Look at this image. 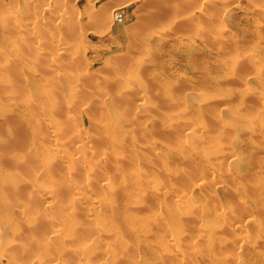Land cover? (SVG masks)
Wrapping results in <instances>:
<instances>
[{
    "label": "rangeland",
    "instance_id": "374dc122",
    "mask_svg": "<svg viewBox=\"0 0 264 264\" xmlns=\"http://www.w3.org/2000/svg\"><path fill=\"white\" fill-rule=\"evenodd\" d=\"M155 1L19 0L25 9L21 10L31 12L26 46L32 58L40 52L36 62L48 63L50 58L56 62L50 66L56 74L50 75L58 73V79L38 73L44 77V90H58V99L44 104L39 115L42 125L55 123L58 131L38 130L31 142L35 147L28 146L30 156L28 149L7 150L5 134L0 140L5 142L2 149L0 145L2 187L14 186L11 190L18 195L45 191L35 207L21 202L16 193L14 201L9 200L11 195L5 197L6 206H12L7 207L10 213L34 210L27 212L29 223L26 217L27 223L13 217L12 227L27 225L16 234L1 224L5 239H0V264H52L56 259L70 264H264V74L257 71L264 66V0H166L163 7ZM11 3L1 0L0 13ZM201 5L207 7L205 14L195 11ZM117 7L128 8L117 14ZM60 12L68 13L64 20ZM160 14L166 19L159 21ZM129 24L134 28L128 31ZM238 58L242 63L235 67ZM108 64L118 66V80L133 81L132 92L121 89L120 96L128 94L121 104L109 96L115 86L108 81L112 78L106 73ZM63 68L67 75L96 77L95 83L102 88L97 83L92 88L93 84L73 82L70 77L61 79ZM145 101L148 105L140 110L137 106ZM134 116L137 125L132 123ZM61 122L66 125L63 130ZM78 131L82 139L76 138ZM45 136L59 139L58 144H49ZM82 143L85 150L80 148ZM55 151L80 156L87 163L64 162L59 168L55 163L53 176L42 161L46 154L54 159ZM230 152L233 155L226 158ZM24 155L26 164L16 165ZM138 170L141 175L136 174ZM10 177L15 182L12 186ZM30 182L38 185L36 189ZM111 196L115 202L110 204H119L115 206L118 214L122 210L127 217L122 220V214L118 215L122 223L115 213L116 217L110 214ZM102 198L106 205L99 204ZM90 206L96 211L91 212ZM34 211L51 221L57 218L59 224L63 219L71 222L67 227L54 221L56 233L63 238L35 245L27 231L43 219L36 218ZM54 212L63 216L56 217ZM75 220L81 221L79 228ZM45 229L43 238L48 234ZM8 240L9 245L16 242L21 247L24 241L26 246L15 253L14 245L4 247ZM112 240L118 244L112 245ZM38 248L43 249L41 253Z\"/></svg>",
    "mask_w": 264,
    "mask_h": 264
},
{
    "label": "bare ground",
    "instance_id": "6f19581e",
    "mask_svg": "<svg viewBox=\"0 0 264 264\" xmlns=\"http://www.w3.org/2000/svg\"><path fill=\"white\" fill-rule=\"evenodd\" d=\"M1 1V0H0ZM11 2H14L13 4L11 3L10 4V7L9 8H7L6 10H4L3 12H2V14L0 13V140H3L2 139V137H3V134H5L6 135V137L4 136V138H7V140H5V144H7V146H6V149L7 150H11L12 149V151H14L13 149H16L17 150V148H22V149H28V146H33V147H35V145H31V142L33 141V138L35 137V135H36V132L39 130V131H41V129L43 130L42 132H44V133H46L45 131V129H47V130H49V131H55V132H57L58 131V125L56 126V124L55 123H53V124H51V122L50 123H44L43 125H42V121H44L43 119H41V115H39V113L41 112V109H42V107H44V104L45 105H47L48 106V104H50V103H52V102H54V101H56L57 99H58V90H52V89H50V90H44V86H43V83H42V80L44 79V77H42V78H40V75L38 74V73H42V76H45V77H49V76H51L50 75V73L51 74H54V73H52L51 71H53V69H51V67L50 66H52V64L54 65V64H56V62H55V60H51V58H50V61L47 63V62H45V63H38V62H36V60H37V57L39 58V56H41L40 55V52H37L36 53V57L35 58H32V56H31V52H30V48L28 49L27 48V46H26V42L29 40V37H30V34H29V26L31 25V24H33V21H31V22H29V21H27V19L29 18V17H31V12L29 13V10H28V13L26 12H23L21 9H24V8H22L23 6H21L20 7V5L18 4V2H19V0H10ZM35 1V0H34ZM142 1H144V2H147V1H151V0H142ZM156 2H157V4H158V6H160V7H163L165 4H166V0H156L155 1V4H156ZM209 2V1H208ZM211 2V1H210ZM36 3V2H35ZM33 4H34V2H33ZM27 5H28V3H27ZM29 6V5H28ZM118 8V7H117ZM128 7H124V8H121V10H120V8H118V13L117 14H119L120 12H122V10H125V9H127ZM197 9V10H196ZM196 9H195V11H198V13L200 14V13H202V14H205V11L207 10V7L205 6V5H201V6H197L196 7ZM25 10V9H24ZM117 10V9H116ZM67 12H60V14H59V18L60 19H62V20H64V16H66V15H68V13L66 14ZM66 14V15H65ZM116 17V16H115ZM118 18H119V15L117 16ZM117 18V19H118ZM159 21H163V20H165L166 18H164V15H162V14H160V16H158V18H157ZM122 20V19H121ZM122 22H124L123 20H122ZM134 28V26L132 25V24H129L128 25V27H127V29H128V31H129V29H133ZM32 36V35H31ZM18 38V39H17ZM59 42V41H58ZM61 42V41H60ZM63 42H61V44H62ZM56 44H58V43H56ZM56 44L54 43V45L56 46ZM60 44V43H59ZM63 46V45H62ZM62 46H61V48H62ZM39 47V46H38ZM39 48H41V47H39ZM59 47L57 46V49H58ZM63 50V49H62ZM61 51V50H60ZM65 51V48H64V50H63V52ZM32 59H34V61H32ZM47 60H49V59H47ZM47 60H45V61H47ZM109 63V62H108ZM241 60H239V58L237 59V60H235V63H233L234 65H236L235 67H238L239 65H241ZM109 65V64H108ZM238 65V66H237ZM110 66V69L108 70V72L106 71V73H107V75H109L110 76V74H111V77L112 78H110L108 81L109 82H115V83H112L111 82V84L112 85H114L115 87H116V89L117 90H114L115 89V87L113 88V90H112V88H110V86H106L107 88H109L110 90H112V91H114V92H112V94H110L109 93V96H111V98L112 99H114L115 101H117V103H123V100H125L126 99V97L128 96V94H126V96H120V94H121V92H122V90L123 91H125L126 93H130V92H132V89H133V86H132V82L133 81H131V80H128L127 78L124 80V81H122L120 78H119V80L117 79L118 78V66L117 65H112L111 66V64L109 65ZM234 67V68H235ZM63 70L65 71L64 73V75L62 74V75H60V77H61V79H67V77L69 78L70 77V79L73 81V82H81V81H83V82H85V83H89V84H93L92 86V88H95V84L97 83V86H98V88H102V86H100L99 87V84H98V82H96L95 83V80H96V77H94V78H92V77H90L89 75H77V74H73V75H67L66 73H67V71L68 70H66V69H64L63 68ZM258 74H264V66H260L259 68H258ZM106 73H104V74H106ZM44 74V75H43ZM56 74V73H55ZM54 74V75H55ZM105 76V75H103V76H105V77H107V78H109L108 76ZM39 76V77H38ZM51 77H54L53 75L51 76ZM54 78H57L58 79V73H57V76L56 77H54ZM112 79V80H111ZM103 80V79H102ZM46 81H47V79H46ZM97 81V80H96ZM100 81V80H99ZM49 82V81H48ZM95 83V84H94ZM102 83V82H101ZM102 85V84H101ZM108 85V84H107ZM119 87V88H118ZM130 88H131V91H130ZM121 90L120 92H119V95H117V94H115V92L116 91H118V90ZM75 91H77L78 89L76 88V89H74ZM134 90V89H133ZM75 91H74V93H75ZM106 92H108V91H106ZM105 93V92H104ZM106 94V93H105ZM108 94V93H107ZM106 94V95H107ZM131 94H133V93H131ZM36 95V96H35ZM80 95V94H79ZM82 95H85V94H83L82 93ZM115 95H117V96H115ZM128 98V97H127ZM137 100H138V98H137ZM148 104L146 103V101L145 102H140V104H139V106H137L140 110H144V108L147 106ZM41 114V113H40ZM38 116L40 117V118H38ZM138 116V115H137ZM133 119H136L135 118V116H134V118ZM138 119V118H137ZM137 119H136V121H134V122H132V123H136L135 125H137L139 122L137 121ZM129 120H131V119H129ZM131 121H133V120H131ZM55 124V125H54ZM129 124H131V122L129 123ZM132 125V124H131ZM41 126V128H39ZM144 126V125H143ZM113 128H115L114 127V124H113V126H112ZM170 127H172V126H170ZM170 127L167 129V131L168 132H171V130H170ZM60 128H61V130H63V129H65L66 128V125L63 123V122H61L60 123ZM116 129V128H115ZM103 130V129H102ZM38 131V132H39ZM48 131V132H49ZM115 131V130H114ZM31 132V133H30ZM41 132V136H43V134L44 133H42ZM79 133L78 134H76L77 136H76V138H78V139H82L83 138V133L81 132V131H78ZM173 132V131H172ZM121 133H123L122 131H121ZM39 134V133H38ZM38 134L36 135V136H38ZM46 137V136H45ZM45 137H44V139H45ZM48 137V136H47ZM46 137V139H48V140H46L47 142L49 141V144L51 143V144H58V142H59V139H57V138H52V139H50V137H48L47 138ZM38 139H40L39 137H37ZM42 138V137H41ZM102 138V142L105 140V138L104 137H102V135H100L99 136V139H101ZM103 138H104V140H103ZM32 139V140H31ZM35 139V138H34ZM119 140H120V138H118ZM107 141H108V139H106ZM37 141V140H36ZM115 141V140H114ZM122 141V140H121ZM34 142V141H33ZM43 142H44V140H43ZM106 142V141H105ZM216 142V141H215ZM219 142V141H218ZM3 142L1 143L0 142V145L1 144H4ZM45 143V142H44ZM123 143V142H122ZM39 144V143H38ZM81 145V146H80ZM79 146H80V148L82 149V150H85L86 149V145L84 144V143H82V144H80ZM223 145V144H222ZM4 146V145H3ZM195 146V145H194ZM198 146V145H197ZM202 146V145H201ZM198 147H200V146H198ZM224 147V146H223ZM201 148V147H200ZM217 148H218V146H217ZM1 149H2V145H1ZM1 149H0V151H1ZM3 149H5V148H3ZM30 149V148H29ZM29 149H28V155L27 156H30V155H32V153H30L29 152ZM77 149L79 150V148L77 147ZM79 150V151H82V150ZM196 149V148H195ZM16 150H15V152H16ZM19 150V149H18ZM32 150V149H31ZM226 150V148L224 149V151ZM33 151V150H32ZM14 152V153H15ZM17 152H19V151H17ZM223 152V151H222ZM41 153V152H40ZM48 153V152H47ZM224 153H226V152H224ZM36 154V156H37V153H35ZM222 154V153H221ZM44 155V154H43ZM43 155H41L42 157H43ZM47 155V154H46ZM46 155H44V159H46V160H43L42 162H43V165H44V167H48L49 168V170H50V172H51V170H53L54 168L57 170V167H55V165H58V168H59V166H60V164L61 163H64V162H69L70 163V165L72 164H77V163H85L86 161L84 160L83 161V158L82 157H80V156H70V157H68V156H62V155H59L58 153H56V151L52 154V156L54 157V159H50V158H46ZM81 155V154H80ZM233 154H231V152H230V154L228 153V156H226V158L227 157H231ZM0 156H1V154H0ZM20 156V155H19ZM27 156H21L20 157V159L19 160H16V165H19V166H24L25 164H26V161H27ZM221 158V157H220ZM232 159V158H231ZM216 160V159H215ZM40 161H41V159H40ZM15 162V161H14ZM56 163V164H55ZM87 163V162H86ZM55 164V165H54ZM215 164V163H214ZM216 164H218V163H216ZM53 165H54V167H53ZM63 165H65V164H63ZM62 166V165H61ZM66 166V165H65ZM69 166V165H68ZM89 166V164L87 165V167ZM72 167V166H71ZM92 167V166H91ZM212 168H213V166H211ZM217 166L215 165V168H216ZM48 168H47V170H48ZM67 168V167H66ZM70 167H68V169H69ZM86 168V167H85ZM1 169V168H0ZM70 169H72V168H70ZM89 169H91L90 167H89ZM56 170H54V172H51L50 174H52L53 176H54V174L53 173H55V171ZM169 170V169H168ZM167 170V171H168ZM1 171V174H0V176L2 175V170H0ZM67 171V170H66ZM71 172H72V170H71ZM68 173L70 174V172L68 171ZM138 173V175L141 173V172H139V170H138V172H136V174ZM172 173V172H171ZM170 173V174H171ZM182 173V172H181ZM251 173V172H250ZM185 174V173H184ZM183 174V175H184ZM141 175V174H140ZM13 177H15V175L13 174ZM13 177H10L11 179V183H9L8 182V185L9 184H11V186L12 185H14V179L12 180V178ZM179 177H182V176H179ZM3 178V177H2ZM57 179H58V177H56ZM184 178H185V176H184ZM216 178V177H215ZM109 178H107L105 181H107ZM219 179H221V178H219ZM6 180L8 181L9 179H7V177H6ZM143 180H144V178H143ZM146 180V179H145ZM186 180V178L184 179V181ZM215 180V179H214ZM218 180V179H217ZM0 181H1V177H0ZM3 181V183H6L7 181H5V178H4V180H2ZM110 182H111V179L109 180ZM169 181H171V180H169ZM25 182V181H24ZM28 182V181H27ZM110 182H104V184L106 183H108V186H112V185H114L113 183H110ZM114 182V181H113ZM187 182V181H186ZM185 182V183H186ZM115 183V182H114ZM184 183V182H183ZM217 183H219L218 181H217ZM217 183H214V184H217ZM105 184V185H106ZM199 186H201V183L199 184V183H197ZM196 183H195V185H197ZM3 185H7V183L6 184H3ZM29 185L30 186H32V187H36V183H33L32 184V182H30L29 183ZM116 185V184H115ZM193 185V184H192ZM194 185V186H195ZM220 185V184H219ZM11 186H9V187H11ZM38 186V185H37ZM117 186H118V184H117ZM116 186V187H117ZM6 187V186H5ZM40 187V186H39ZM113 187V186H112ZM116 187H114V188H112L113 190H114V192L116 191L115 189H116ZM119 188H120V186H118ZM117 187V190L119 189ZM229 187V186H228ZM6 188H8V186L6 187ZM6 188H4V187H2V184H0V198H2L3 199V201H2V203L0 204V226H1V224L3 225V226H1V227H4V228H10V227H12L13 225H12V223L14 222L13 221V217H16L17 218V220L18 219H21V218H23L22 220H24V217H26L27 218V221H28V210H30V208L27 210V212H26V210L25 209H17V210H13L14 212L13 213H10V211H9V209L12 207H9V205H8V203H9V200L11 199H13V201H14V198L16 199L17 198V196H18V199L21 201V202H23V203H26V204H29L30 205V203H32L33 205L32 206H34L35 207V202H39L40 200H38V198L41 196V194L43 193L44 194V192L42 191V193L38 190V193L39 194H37V193H28V194H25V193H20L19 192V195L17 194L18 193V191H17V193H16V191H14V190H11V189H13L14 188V186H13V188H10L9 190L7 189L6 190ZM31 188V187H30ZM109 188V187H108ZM220 188V187H219ZM33 189V188H32ZM36 189V188H35ZM121 189V188H120ZM119 189V190H120ZM223 189V188H222ZM227 189V188H226ZM15 190H17V189H15ZM21 190V189H20ZM79 192H83L82 191V189H80V187H78V189H77ZM118 190V191H119ZM218 190V189H217ZM225 190V189H224ZM26 192V191H25ZM28 192V191H27ZM33 192V191H32ZM14 193H16L17 194V196L14 194ZM47 193V192H46ZM112 194V193H111ZM118 194V193H117ZM9 195H11V196H9ZM14 195V196H13ZM115 195H116V193H115ZM6 196H9L10 198H9V200L7 201V199L5 198ZM14 197V198H13ZM41 198V197H40ZM117 197H115V199H116ZM42 199H43V196H42ZM94 199V198H93ZM107 199H109V198H107ZM110 199H111V201L108 203L107 202V200L106 201H104L103 200V198H102V200L101 201H99V204H103L104 202H107V205L109 206V207H111V209H112V211L110 212V214L112 213V216L114 215V213H115V215L119 218V216L118 215H120V214H122L123 212H122V210H121V212H120V214H118L119 212V209H118V207H120L119 206V204H115V205H111L110 203L112 202V201H114L115 202V200H114V198H113V196H111L110 197ZM109 199V200H110ZM118 199V198H117ZM1 200V199H0ZM10 200V201H11ZM92 200V199H91ZM13 201H12V203H13ZM6 202H8L7 203V205L8 206H6ZM18 202V200H16V203ZM21 202H19V204L21 203ZM40 202H42V200L40 201ZM15 203V202H14ZM35 203V204H34ZM48 203V202H47ZM46 203V205H48L49 206V204H47ZM95 203H96V201H95ZM117 203H119V202H117ZM38 204V203H37ZM50 204H51V202H50ZM90 204H91V202H90ZM105 204V203H104ZM16 205V204H15ZM52 205H54V204H52ZM92 206H94L93 205V203L91 204ZM96 205V204H95ZM106 205V204H105ZM118 205V207H115V206H117ZM22 206V205H21ZM21 206H19V207H21ZM39 206V205H38ZM104 206V205H103ZM9 209H8V208ZM13 207H14V204H13ZM26 207H27V205H26ZM26 207H24V208H26ZM71 207V208H70ZM107 207V206H106ZM21 208H23V207H21ZM33 208V207H32ZM45 208H46V206H45ZM55 208V207H54ZM70 208V210L71 209H73V206H69L68 205V209ZM75 208V207H74ZM90 208H91V206H90ZM50 209H51V207H50ZM76 209H78V208H76ZM84 209V208H83ZM83 209H80L81 210V212H82V210ZM86 209V208H85ZM96 207H93V208H91V209H89L91 212H95L96 210ZM110 209V208H109ZM11 210V209H10ZM34 210V209H33ZM32 209L30 210V211H33ZM35 210H36V208H35ZM108 210V209H107ZM9 211V212H8ZM58 210L56 209V213H59V212H57ZM85 211H87V210H85ZM84 211V212H85ZM12 212V211H11ZM37 212V211H36ZM54 212V216H58V214L56 215V213ZM88 212V211H87ZM87 212H86V214H87ZM191 213H192V217H193V212L192 211H190ZM223 212V211H222ZM221 212V213H222ZM225 212V211H224ZM34 214H35V211H34ZM38 214V213H37ZM37 214H35L36 216V218H40L41 216V218L45 221H43L42 219V221H39V222H41V223H38V222H36V223H38V224H34L33 225V227H35V228H33V230H31V229H29L28 228V231H27V229H25L26 231H27V233H29V230L31 231V233H32V235H29L28 237H29V239L31 240L32 239V241H36L37 243H35V245H40V243L43 241V244L46 246L47 244L46 243H48V240L49 241H51V243L53 244L54 242H52V240L53 241H55L56 239H58V237H60L61 238V236L58 234V233H56V230H55V228H56V226H58L57 225V223L56 222H54V221H56L57 220V222H58V219L56 218V220H54L53 218H52V220L53 221H51V220H48L46 217H48V216H44V215H41V216H39V214L37 215ZM94 214H97V213H94ZM125 214V213H124ZM172 214V213H171ZM195 214V213H194ZM30 215H31V213H30ZM114 215V216H115ZM126 215V214H125ZM174 215V214H173ZM32 216V215H31ZM39 216V217H38ZM50 216V215H49ZM59 216H60V214H59ZM58 216V217H59ZM61 216H63V215H61ZM60 216V217H61ZM111 216V215H110ZM111 216V217H112ZM115 216V217H116ZM122 217H120V218H123V217H125V216H123V214L121 215ZM188 216H190V215H188ZM221 216V215H220ZM21 217V218H20ZM30 217V216H29ZM34 217V215H33V218H35ZM44 217V218H43ZM70 217V216H69ZM73 216H71V218H72ZM136 217V216H135ZM25 218V219H26ZM49 218V217H48ZM70 218V219H71ZM74 218V217H73ZM113 218V217H112ZM118 218H116V219H118ZM119 218V219H120ZM125 218H127V217H125ZM125 218H123L122 220H124ZM138 218V217H137ZM15 219V218H14ZM65 219H66V217H65ZM69 219V220H70ZM116 219H114V220H116ZM135 219V218H134ZM16 220V219H15ZM16 220V221H17ZM59 220H61V219H59ZM74 220V219H73ZM127 220V219H126ZM129 220V219H128ZM189 220H190V218H189ZM36 221H37V219H36ZM70 221H72V220H70ZM77 220H75V223L74 224H79L80 222L79 221H77ZM120 221H121V219H120ZM135 221H137L136 219H135ZM24 222H26V220H24ZM53 222L54 223H56V224H53ZM62 223H65L66 224V226H67V224L69 223V225H71V222H68L67 223V221H65L64 222V219H63V221H61ZM60 222V223H61ZM79 222V223H78ZM116 222V221H115ZM123 221H121V223H122ZM133 222V221H132ZM15 223V222H14ZM17 223V222H16ZM27 223V222H26ZM28 223H29V221H28ZM61 223V224H62ZM119 223V222H118ZM128 223V222H127ZM21 224H23V223H21ZM46 226L47 224V226H49V228L50 227H52V229H53V231L51 230H49V229H45V227H44V225ZM58 224H59V222H58ZM61 224H59L60 226H61ZM65 224H64V226H65ZM73 224V225H74ZM125 224V222L123 223V225ZM16 225V224H15ZM20 225V224H19ZM18 225V226H19ZM29 225V224H28ZM42 225H43V227H42ZM56 225V226H55ZM63 225V224H62ZM69 225L67 226V227H69ZM81 225V224H80ZM114 225H117V223L116 224H114ZM121 225V224H120ZM129 225V224H128ZM127 225V226H128ZM18 226H14V227H12L13 229H15L14 230V232H15V234H16V232H20V231H22V229H21V227H24V226H20V228L18 227ZM46 226V228H48ZM59 226V227H60ZM126 226V225H125ZM125 226H122L121 228H126ZM19 228V231H16L17 229ZM59 227H58V229H59ZM75 227H76V225H75ZM129 227H130V225H129ZM24 228H27V225L24 227ZM78 228H79V225H78ZM116 228V227H115ZM119 229L120 231L121 230H125V229ZM45 229V231L48 233H46L47 234V236L49 235V234H51L52 232V236L50 237H48L49 239H47V241H45L44 240V238H43V234H42V231ZM71 229V228H70ZM128 229H130V228H127V230L126 231H130V230H128ZM12 230V229H11ZM24 230V229H23ZM77 230H79V229H77ZM77 230H76V233H77ZM102 230V229H101ZM112 230V229H111ZM2 231V230H1ZM8 231V233L10 234V235H12V233H10L11 231H10V229L9 230H7ZM10 231V232H9ZM26 231H23L22 233H24V235H23V237H25V235H26V237H27V233H26ZM49 231L51 232V233H49ZM60 231V230H59ZM71 231H72V229H71ZM122 231V232H123ZM79 232V231H78ZM200 232H203L202 230L200 231ZM8 233H6V234H8ZM45 233H44V235H45ZM14 234V235H15ZM17 234H19V233H17ZM21 234V233H20ZM121 234V233H120ZM203 234H205V232H203ZM5 232L4 231H2V232H0V239H2V238H4L5 239ZM9 235V236H10ZM208 234H206V236H207ZM34 236V237H33ZM46 236V235H45ZM47 236H46V238H47ZM200 236H201V234H200ZM211 236V235H210ZM210 236H208V237H210ZM221 236V235H220ZM242 236V235H241ZM16 237H19V236H16ZM22 237V236H21ZM20 237V238H21ZM23 237H22V239H23ZM28 237H27V239H26V242H27V240L29 241V239H28ZM202 238H203V236H201ZM222 237V236H221ZM244 237V236H243ZM11 238V237H10ZM43 238V239H42ZM45 238V239H46ZM62 238H63V236H62ZM61 238V239H62ZM205 238H207V237H205ZM3 239V242L5 241ZM13 239V238H12ZM61 239H59V240H61ZM236 239H238V238H236ZM241 240H242V238H240ZM245 239H247L246 237H245ZM7 240V239H6ZM10 240V239H9ZM9 240H8V242L6 241V244L8 245H6V244H4V247L5 248H10V247H12L13 245V247H12V249L14 250V252L16 253L17 251H15V249H18L19 250V245L16 243V242H14L15 244H10L9 245ZM14 240V239H13ZM13 240H10L11 242L13 241ZM2 241V240H1ZM15 241V240H14ZM113 241L114 240H112V242L111 241H109V242H111V244L113 243ZM120 240H118L117 242H119ZM121 241H123V240H121ZM236 241V240H235ZM238 241V240H237ZM243 241V240H242ZM241 241V242H242ZM45 242V243H44ZM56 242H58V241H56ZM109 242H107V243H109ZM124 242V241H123ZM240 242V243H241ZM13 243V242H12ZM32 243H33V246H34V242H30V245H32ZM39 243V244H38ZM122 243V242H121ZM243 244L245 243V242H242ZM247 243V242H246ZM23 244H24V241H23ZM22 243H21V247L20 248H25V246L26 245H23ZM26 244H28V242L26 243ZM118 243H114V244H112V245H117ZM126 244V243H125ZM214 244V243H213ZM6 245V246H5ZM44 245L42 246V244H41V247L44 249ZM89 245H91V244H89ZM96 245V244H95ZM94 245V246H95ZM123 245H124V243H123ZM242 245V244H241ZM10 246V247H9ZM24 246V247H23ZM29 246V245H28ZM32 246V247H33ZM38 246H36V247H38ZM93 246V247H94ZM264 246V245H263ZM262 246V247H263ZM35 247V248H36ZM40 247V246H39ZM89 247V246H88ZM96 247V246H95ZM109 247H110V245H109ZM113 247V246H112ZM114 247H116V246H114ZM117 247H120L121 248V244H120V242H119V245L117 246ZM224 247V246H223ZM7 248V249H8ZM42 248H38V252L39 253H41L42 251L41 250H43ZM123 248H124V246H123ZM215 248V247H214ZM225 248V247H224ZM254 248V247H253ZM6 249V250H7ZM11 249V251H13ZM33 249H34V247H33ZM41 249V250H40ZM125 249V248H124ZM217 249V248H216ZM10 250V249H9ZM9 250H7V253L8 252H10ZM25 250V249H24ZM36 250H37V248H36ZM45 251H46V247H45V249H44ZM255 249H253V251H254ZM260 251H261V249H259ZM35 251V250H34ZM41 251V252H40ZM216 251H219V250H216ZM223 251V249L221 248V252ZM251 251H252V249H251ZM14 252H11V253H13V254H15ZM262 252H264V248L262 249V251H261V253ZM45 253V252H44ZM260 252L258 253V254H261ZM10 253H8L7 255H8V257L11 255H9ZM43 254V253H42ZM234 254V253H233ZM236 255V254H235ZM14 256V255H13ZM238 256H240L239 254H238ZM237 256V257H238ZM258 256V255H257ZM10 258V257H9ZM12 258V257H11ZM10 258V259H11ZM230 258V257H229ZM232 258H233V256H232ZM234 258H236V256L234 257ZM239 258V257H238ZM240 259V258H239ZM238 259V260H239ZM264 259V258H263ZM231 262L233 261V259H231L230 260ZM1 262V261H0ZM12 262V261H11ZM220 262H222V261H220ZM233 262H235V261H233ZM52 264H70L69 263V261H65V260H62V259H56V261L55 262H53Z\"/></svg>",
    "mask_w": 264,
    "mask_h": 264
}]
</instances>
